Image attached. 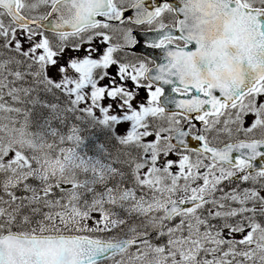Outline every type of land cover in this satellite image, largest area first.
I'll list each match as a JSON object with an SVG mask.
<instances>
[{
	"label": "snow or ice",
	"instance_id": "1",
	"mask_svg": "<svg viewBox=\"0 0 264 264\" xmlns=\"http://www.w3.org/2000/svg\"><path fill=\"white\" fill-rule=\"evenodd\" d=\"M0 264H264V0H0Z\"/></svg>",
	"mask_w": 264,
	"mask_h": 264
}]
</instances>
